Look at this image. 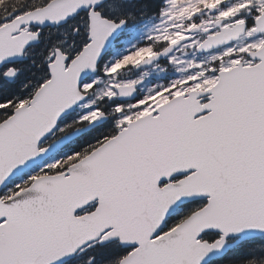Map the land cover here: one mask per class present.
Instances as JSON below:
<instances>
[{"label":"snow or ice","instance_id":"1","mask_svg":"<svg viewBox=\"0 0 264 264\" xmlns=\"http://www.w3.org/2000/svg\"><path fill=\"white\" fill-rule=\"evenodd\" d=\"M0 264H264V0H0Z\"/></svg>","mask_w":264,"mask_h":264}]
</instances>
